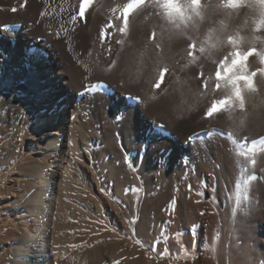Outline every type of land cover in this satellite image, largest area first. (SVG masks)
<instances>
[{
  "label": "bare ground",
  "instance_id": "obj_1",
  "mask_svg": "<svg viewBox=\"0 0 264 264\" xmlns=\"http://www.w3.org/2000/svg\"><path fill=\"white\" fill-rule=\"evenodd\" d=\"M82 2L0 0V84L11 82L0 97V133L9 124L20 125L1 146L6 152L13 149L19 155L18 162L25 165L22 192L15 207L20 224L17 231H12V264H128L127 257L115 247L105 246L99 256L94 252L80 259L78 251L72 250L68 252L70 260L61 261L66 253L60 214L65 201H75L70 187L78 181L113 207L123 223H128L136 252H144L138 218L146 194L153 192V199L163 202L157 212L158 219L165 223L159 242L154 245L175 244L181 236L187 243L193 239L203 245L208 241L214 215L234 207L230 196L240 185L233 166L227 158L221 161V154L238 141L242 149L253 150L258 159L264 139L249 144L247 139L229 137L215 126L179 135L166 124L151 119L142 97H134L102 79L83 87L78 66L94 46L91 24L96 0L84 9L83 17L73 20L79 15ZM122 26L119 13L100 42L99 54L104 64L113 60L118 51L122 36L118 29ZM167 80L166 75L160 89ZM29 115L32 117L28 119ZM88 124L93 126V132L86 131ZM259 162L262 174L256 171L253 180L261 175L264 183V155ZM118 168L122 170L116 173ZM103 169L109 173L108 186L102 189ZM223 176L226 182L222 181ZM133 179L139 189L131 206L114 197L113 189ZM147 182L158 188L148 192ZM262 192L253 189L246 202H239L240 212L257 215L258 207L264 204ZM3 199L0 194V209ZM130 210L134 211L133 217L128 216Z\"/></svg>",
  "mask_w": 264,
  "mask_h": 264
},
{
  "label": "rangeland",
  "instance_id": "obj_2",
  "mask_svg": "<svg viewBox=\"0 0 264 264\" xmlns=\"http://www.w3.org/2000/svg\"><path fill=\"white\" fill-rule=\"evenodd\" d=\"M94 12L91 24V32L94 34V46L84 55L78 66L83 78V87L89 86L91 82L97 79H102L121 87L120 89H122V91L128 92L134 97L140 96L144 99V108L151 114V119L157 123L166 124L171 130H175L179 135L185 134L186 136L188 134L187 132L197 128H216L210 125L209 121L201 119L203 110L189 114L179 108L177 106V97L171 92L167 95H162L155 101H150L148 99L150 89L146 84L143 82H133L125 71L124 66L126 58L122 53L118 56L120 44L113 60L104 64L101 61L99 54L100 42L103 38L101 33L103 31L105 35L110 31V27L119 13H107L103 9L99 12ZM192 74L195 75V70H193ZM195 83L199 85L200 81H196ZM166 84H164L161 89L164 88ZM10 85V81H4L0 84V97L1 95L6 94ZM159 90L160 88L158 87L157 91L159 92ZM31 117L32 115H29L28 119ZM19 128L20 125H11L10 127L9 124L5 126L0 133V194L5 198L1 201V205H3L0 209V241H4L3 243H0V264H12V253L15 246L14 241L12 240V231H17L20 224L18 213H16L17 209L15 207L17 206V197L22 192L20 191L22 190L21 188L24 180L22 175L25 170V165L22 162H18V153L13 151V149L6 152L1 145H3L2 143L9 138L12 132H15V129L17 130ZM86 131L93 132V126L88 124ZM238 139L242 141L248 140L247 142H249V144H253L258 140L264 139V130L253 129L249 133L239 136ZM230 147L231 145L224 149L225 154H221V161H225L227 158L229 164L233 166L235 173H237V179L239 178L240 180V185H238L235 195L233 193L230 196L231 205L233 204L234 207H231L229 211L214 215L213 221L208 228V241L203 245H199L198 241L193 239L190 243H187L182 236L178 237L175 244L169 242L166 246H162L160 243L159 246L154 245V243L156 244L159 242L157 240L160 237L159 234L162 232L165 223L161 219H158L159 213L157 212L161 209L163 202L153 199V196H155V193L153 192V194L148 193L150 196L146 194L144 199L145 204H143V210L138 218L140 233L142 240L145 243L142 248V251L144 252H142V254L136 252L133 245L136 244V241L132 239V232L128 223H123L120 216H118L119 214L113 207H110L106 201H102L94 192L86 188L81 181H78L75 185L72 184L70 187L72 189L70 196L74 197L75 201H65L60 214L59 223L63 229L62 244L66 253L61 261L67 262L70 260L71 257L68 252L72 250L78 251L80 259L89 257L90 255H93L94 252L99 256L105 246V248L115 247L118 253L127 257L128 264H135V262L138 264H185L187 262L190 264H264V204H261L262 209H259L258 207V211H260L257 215H253L248 211L241 213L239 210L240 204L248 200V196L252 193L253 189H258L260 192L263 191L262 193H264L262 176L260 175L257 177V180H253L256 171H259V174H262L259 159L264 155V149L259 152L257 159V157L255 158L253 156V150L247 152L248 150L242 149L238 141L232 142V147ZM101 162L102 163L100 164L103 167L104 162L102 159ZM110 163L114 164L112 160ZM103 170H101V174L104 172L103 174H106V176H103L102 174V177H104L102 179L103 182L106 179L105 182L107 184L101 182V185H103L102 189L105 187L107 188L108 186L107 175L109 173L106 169ZM121 170L122 169L118 168L116 173ZM16 178L18 180H16ZM222 179H224L222 180L223 182H226L227 178L223 176ZM136 182V179H133L121 187L120 185H115L113 191L115 190L116 196L114 197L117 199L119 198L118 200L121 199V201H126L132 206V201L134 199L133 195H135L134 193L139 189L138 183ZM146 184H148V186H146L148 192L151 190L155 191L158 188L154 186V183L147 182ZM126 187L131 189H127ZM122 189H126L127 191ZM74 190L75 192H73ZM80 191L84 194H82L83 196ZM239 193L241 195L240 199ZM181 195H183V191H181ZM25 199H27V197ZM260 200L261 199H259L258 202ZM8 206L10 208H6ZM127 213L128 216L133 217L134 215L133 210H130ZM251 219L255 220L250 224L248 221ZM163 247L165 248V251L161 252ZM194 260L195 262H193Z\"/></svg>",
  "mask_w": 264,
  "mask_h": 264
},
{
  "label": "clouds",
  "instance_id": "obj_3",
  "mask_svg": "<svg viewBox=\"0 0 264 264\" xmlns=\"http://www.w3.org/2000/svg\"><path fill=\"white\" fill-rule=\"evenodd\" d=\"M94 9L121 14L118 56L150 101L171 92L229 137L264 130V0H96Z\"/></svg>",
  "mask_w": 264,
  "mask_h": 264
},
{
  "label": "snow or ice",
  "instance_id": "obj_4",
  "mask_svg": "<svg viewBox=\"0 0 264 264\" xmlns=\"http://www.w3.org/2000/svg\"><path fill=\"white\" fill-rule=\"evenodd\" d=\"M92 3V0H83V2L81 3L80 7H79V15L72 17L73 20H79L81 17H83L84 15V9L86 7H88L90 4ZM104 33L102 31L101 36L103 37ZM157 87H159V85H157Z\"/></svg>",
  "mask_w": 264,
  "mask_h": 264
}]
</instances>
